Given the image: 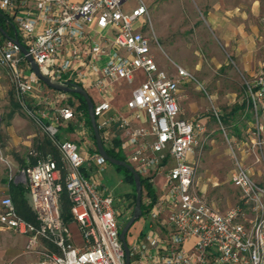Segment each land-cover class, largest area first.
Wrapping results in <instances>:
<instances>
[{
	"label": "built area",
	"instance_id": "built-area-1",
	"mask_svg": "<svg viewBox=\"0 0 264 264\" xmlns=\"http://www.w3.org/2000/svg\"><path fill=\"white\" fill-rule=\"evenodd\" d=\"M128 1L0 0V12L16 26L21 44L44 74L93 94L105 147L118 140L129 163L154 187L156 178L164 176L163 198L153 205L149 199V212L142 217L148 226L145 235L128 242L131 264H264V186L254 180L242 157L247 153L255 164L264 160V55L260 72L245 84L255 116L252 146L235 140L234 146L227 138L240 201L221 211L198 192V163L190 158L204 145L205 127L180 116V82L197 80L176 63L177 77L159 66L144 32L150 21L148 7L138 0L135 8L125 10ZM0 64L12 78L20 109L60 155L58 161L31 150L36 162L22 168L15 181L26 187L37 224L25 220L13 198L3 195L0 231L28 237L30 249L42 240L58 249L32 264H126L120 211L102 177L109 163L91 149L87 129L80 134L87 138L83 142L61 133L77 120L70 94L47 87L31 71L14 38L0 46ZM139 72L144 80L126 103L129 114L113 113L115 88L133 83ZM142 113L146 119L136 125L143 121ZM244 146L248 148L241 151ZM64 192L77 235L62 216ZM156 224L166 233L157 231Z\"/></svg>",
	"mask_w": 264,
	"mask_h": 264
},
{
	"label": "rangeland",
	"instance_id": "rangeland-1",
	"mask_svg": "<svg viewBox=\"0 0 264 264\" xmlns=\"http://www.w3.org/2000/svg\"><path fill=\"white\" fill-rule=\"evenodd\" d=\"M219 1L225 7L235 9L241 5L249 8V4L254 0H144L150 16L149 24L147 23L144 32L152 41V47L160 62V67L170 74L174 73V63L188 69L197 80V82H192L193 86L201 87L198 92L209 101L208 97L214 96L215 99H212L214 109L223 116V114H229L236 105L241 106L245 99V90L244 78L240 75L239 66L229 56L230 48H225L220 40L218 41L203 16V14L206 15L207 8ZM261 2L264 3V0ZM137 4L138 0H129L124 9L135 8ZM4 43L3 36H0V46ZM105 62H102L101 65H104ZM119 93L112 95V99L116 100L118 107L129 98V90L123 89ZM13 98L17 101L12 78L8 70L0 64V196L4 193L9 195L11 179L15 181L22 168L36 162L37 158L30 155L34 148L33 141L43 138L44 134L23 110L14 108ZM70 100L77 108L79 105L77 99L70 98ZM209 108L212 110V104L209 105ZM12 111L16 114L13 118H9ZM76 112L79 111L76 110ZM80 115L83 114L80 113ZM221 119V123H217V128L223 127L225 132L220 129L218 133L221 131V134L212 135L213 138L215 137L217 155L213 157L208 155L210 145L206 142L202 154L203 162L198 169L200 174L203 172V168L207 167L210 175L214 176L216 170L212 163L215 159L219 160L220 165L218 164L217 168H222L218 172L223 181L219 180L218 187L210 186L207 197L225 210L236 205L238 203L236 199L240 197L238 190L230 182L234 161L230 154L231 145L227 138L231 142L233 141L234 146L235 141L247 140L248 147H251L250 136L255 116L249 110L241 109L229 122H224V117ZM80 124L83 125V128ZM236 126L240 130V136L236 133ZM82 129H87L89 133L88 141L91 144V149H97L93 130L86 118H77L74 124L64 127L61 133L64 138L69 139L75 136L77 141L83 142L87 138L80 137ZM205 138L206 134L203 136L204 140H206ZM248 147L242 148L241 151ZM44 149V155H52L59 161L60 155L55 146L48 143ZM246 154L244 153V157L246 156L245 166L251 170L254 180L263 184L264 160L260 164H255L254 159L247 157ZM259 171L263 173L262 178L258 177ZM102 177L115 197L117 208L120 211L119 223L123 229L133 216L136 206L133 197L134 185L127 183L122 173L118 172L111 164L104 171ZM163 184L164 181L159 178L157 188L160 191L163 189ZM148 199L152 200L144 192L143 203H147ZM64 222L77 235V225L72 221L67 222L65 219ZM145 226H147L146 221L141 218L131 228L128 237L137 236L144 231ZM155 227L157 231L166 233L163 226L156 224ZM28 245V237L10 231H0V264H32L39 260L43 253L58 252L53 243L44 240L31 249Z\"/></svg>",
	"mask_w": 264,
	"mask_h": 264
},
{
	"label": "crops",
	"instance_id": "crops-1",
	"mask_svg": "<svg viewBox=\"0 0 264 264\" xmlns=\"http://www.w3.org/2000/svg\"><path fill=\"white\" fill-rule=\"evenodd\" d=\"M248 10V11H247ZM206 15L203 14L206 18V24L210 28L211 32L218 38V41L224 45L225 48H230V58L239 66V72L240 75L244 78V90H245V99L243 100L242 105L246 104L245 108L242 109L243 111L249 110L251 112L250 107L248 106V102L246 99V81L253 80L255 76L260 72L261 70V62L264 55V3L261 2V0H254L251 4H249V8H246L245 5H241L240 7H237L235 9H231L228 7H225L220 1L217 3L212 4L210 8H207ZM3 36V35H2ZM6 40V39H4ZM157 58V57H156ZM158 64L160 66V62L157 58ZM102 63V62H101ZM100 63V65H101ZM227 65V64H225ZM181 66V65H180ZM184 67V66H182ZM185 68V67H184ZM163 69V68H162ZM144 74L143 72H139L136 76V79L133 83H122L119 86L115 88L114 94L119 93L123 89L129 90V98L125 101V103L118 107V103L116 100L112 99V106L113 110L112 112H122L124 114H129V111L126 107L127 101L131 98L133 91L141 84V82L144 80ZM172 76H176V71L174 68V73ZM194 83L189 81L181 80L180 82V90H179V105L181 108L180 116L184 119L192 120V121H198L205 127V134H206V140L204 144L210 145V152L208 153L209 156L213 157L216 156V144H215V137L213 138V134L218 136L222 132L218 133V131L221 129L225 132L224 128H217V123L222 121L218 120L215 112H214V106H213V100L215 99L213 97H208L210 99L207 100L206 97H203V95L198 92L201 87H195L193 86ZM90 94V93H89ZM95 94V93H94ZM120 94V93H119ZM92 93L90 96L92 97ZM236 96V94H234ZM213 99V100H212ZM17 102V101H16ZM212 104V110L209 108V105ZM238 106V105H236ZM235 106V107H236ZM75 107V106H74ZM234 107V108H235ZM234 108L231 110L229 114H223V116L220 114L221 117H224L227 122H229L231 119H233V116L236 115V113H233ZM239 112V111H238ZM237 112V113H238ZM77 113V112H76ZM80 113H77V118H85L83 115L81 116ZM16 112H14L15 116ZM262 115V122L264 123V110L261 112ZM13 116V117H14ZM12 117V118H13ZM143 121H136V125H140L142 122L145 121L146 115L142 113ZM223 119V121H224ZM225 122V121H224ZM226 122V123H227ZM236 133L238 136H240V130L239 128H235ZM234 138V137H233ZM71 139H76L75 136ZM228 140V139H227ZM244 141V140H241ZM247 141V140H245ZM48 143H51L47 136L43 134V138H38L33 141L34 148L38 150L41 154L45 152V147L48 145ZM110 149H114L115 151L121 153L123 156L126 157L125 153L121 150L119 146V141L117 140L113 147H106ZM203 147L197 148L195 150V153L190 157L192 161H196L198 163V167H201V164L203 162ZM231 154V153H230ZM242 153V157L245 160V157ZM241 157V153H240ZM234 161V160H233ZM218 164L220 165V162L218 159L214 160V163H212L214 169L216 170L215 175L211 176L208 172V168L204 167L203 172L199 174L198 169V187L197 190L200 194H202L208 202L214 204L217 208H219L221 211H226L228 209H222L220 206L215 204L214 202L210 201L207 197L209 187L213 186L218 187L220 184V179L223 181L222 177L219 176L220 169L217 168ZM234 168L231 170L230 174V182L231 185L234 186L232 182V175L235 170V162ZM204 165V164H203ZM245 165V164H244ZM247 167V166H245ZM248 168V167H247ZM249 169V168H248ZM250 170V169H249ZM251 172V170H250ZM258 177L262 178L263 173L259 171ZM161 178L163 181L165 180L163 175H159L156 178V181ZM226 178V177H225ZM264 179V178H262ZM264 181V180H263ZM11 182V181H10ZM9 182V186L10 183ZM15 184L16 181H12ZM258 183V182H257ZM260 184V183H259ZM264 186L263 184H260ZM157 192V202H159L164 194L163 190H159V188L154 187ZM236 188V187H235ZM238 190V188H236ZM239 192V190H238ZM8 194L11 196V189L9 188ZM240 194V192H239ZM7 195V194H3ZM2 195V196H3ZM26 199L29 203V196L28 191L25 194ZM149 200V199H148ZM147 200V202H148ZM240 200L237 198L236 201ZM156 202V203H157ZM147 205V203H145ZM231 208V207H230ZM160 225V224H158ZM161 226V225H160ZM147 226H145L146 228ZM144 228V229H145ZM143 232V231H142ZM142 232L139 233L137 236L142 235ZM129 235V234H128ZM136 237V236H135ZM134 238V237H132ZM128 237V242L132 239ZM191 245V244H190Z\"/></svg>",
	"mask_w": 264,
	"mask_h": 264
},
{
	"label": "water",
	"instance_id": "water-1",
	"mask_svg": "<svg viewBox=\"0 0 264 264\" xmlns=\"http://www.w3.org/2000/svg\"><path fill=\"white\" fill-rule=\"evenodd\" d=\"M12 28L14 29L15 36L14 40L15 42L20 45L23 55L26 57V60L30 66L31 71L49 88L61 91L68 94H76L81 95L87 104L88 112H89V118L91 121V126L94 132V137L97 144V150L99 154L111 165L123 167L129 170L132 175L134 176L135 181V188H136V206L134 208L133 216L130 218L126 226L121 230V241L123 243V247L126 253V264H131V254L128 244L127 236L131 230V228L135 225L136 222H138L142 216H143V183L142 178L139 172L135 169V167L125 160H119L116 158L111 157L108 154L107 148L104 145L101 132L99 130V126L97 123L96 116L94 114V102L92 100V97L90 96L89 92L86 91L83 87L71 84V83H62L56 80H53L48 75L44 74L35 60L32 56H30L28 50L26 47H24L18 37L16 26L11 22ZM0 32L4 35V30L0 27Z\"/></svg>",
	"mask_w": 264,
	"mask_h": 264
},
{
	"label": "trees",
	"instance_id": "trees-1",
	"mask_svg": "<svg viewBox=\"0 0 264 264\" xmlns=\"http://www.w3.org/2000/svg\"><path fill=\"white\" fill-rule=\"evenodd\" d=\"M0 27L5 32L4 35L2 34L4 39L14 38L15 32H14V29L12 28L11 21L6 16H4L1 12H0ZM70 98L77 99V101L79 102V105L77 106L76 110L79 112H82L84 114L85 118L88 121V124L91 126L88 107H87L85 99L81 95H76V94H70ZM12 102H13L14 108L19 110L20 106H19L18 102H16L14 100V98H13ZM71 103H72V105H74V103L72 101H71ZM245 106H246V104H244L242 106H236L233 110V113H237L241 109H244ZM13 116H14V112L12 111L9 114V118H12ZM224 121L227 122V120H225V119H224ZM91 128H92V126H91ZM107 151H108V154L113 158L128 161L127 158H125V156H123L121 153L115 151L114 149L107 148ZM114 167L118 172L122 173V175L125 177V180L127 183L134 185L133 197L135 199L134 203H136V188H135L134 176L126 168L118 167V166H114ZM10 183H11L10 184L11 197L13 198V200L16 204V207L18 209L19 214L25 220L37 224L35 214L32 212V210L29 206L28 200L25 197V194L27 193L26 187L23 184H15L12 181ZM142 183H143V195L145 192L149 197L152 198V205L155 204L157 202L158 197H157V192H156L154 186L151 183H149V181L145 178H142ZM142 207H143V216L142 217H144L149 212L150 207L146 206L144 203H143ZM62 216H64L63 218L67 222H71L73 219V215L71 212V202H70V199H69L67 192H64L62 195ZM146 231H147V227L142 232V236L145 235ZM128 236H127V239H128Z\"/></svg>",
	"mask_w": 264,
	"mask_h": 264
}]
</instances>
